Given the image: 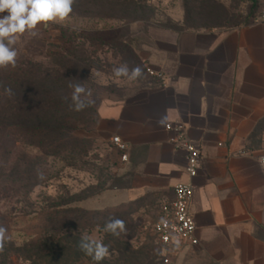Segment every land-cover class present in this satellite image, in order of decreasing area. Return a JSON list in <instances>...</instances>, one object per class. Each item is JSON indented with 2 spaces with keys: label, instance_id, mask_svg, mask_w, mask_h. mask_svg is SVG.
<instances>
[{
  "label": "crops",
  "instance_id": "0c3cea01",
  "mask_svg": "<svg viewBox=\"0 0 264 264\" xmlns=\"http://www.w3.org/2000/svg\"><path fill=\"white\" fill-rule=\"evenodd\" d=\"M264 11L257 0L255 13ZM143 53L161 74L145 87L97 107V137L111 147L122 183L98 198L118 206L152 195L171 198L187 182L185 152L170 143L167 122L181 123L201 153L191 212L197 244H175V264H264V21L228 29H155ZM163 118V123H160ZM126 144V159L110 143Z\"/></svg>",
  "mask_w": 264,
  "mask_h": 264
},
{
  "label": "rangeland",
  "instance_id": "374dc122",
  "mask_svg": "<svg viewBox=\"0 0 264 264\" xmlns=\"http://www.w3.org/2000/svg\"><path fill=\"white\" fill-rule=\"evenodd\" d=\"M250 7L249 0H75L64 23L42 24L35 36L29 33L19 36L13 46L17 57L33 58L46 70L37 75L39 80L33 85L20 88L21 92L41 97L42 111L37 118L31 115L32 120L24 122L20 130L16 128L15 144L8 143L11 153L0 161V218L8 217L13 210L21 211L30 205L43 206L51 200H74L72 206L87 210L117 209L116 215H113L114 210L110 211V219L115 216L123 220L125 233L116 237L104 228L95 227L89 234L108 246L109 255L99 262L86 258L75 264H148L144 253L149 249H153V253L160 251L151 232L158 213L154 196L92 209L100 205L98 198L107 191L100 189V183H104L105 188L122 183L117 175L113 150L97 137L96 107L103 101L124 100L147 85L150 75L146 70L136 80L117 77L113 70L122 65H127L129 70L137 66L142 69L140 62L146 69L143 53L152 42L151 31L228 29L254 21L259 13L251 14ZM7 14L0 13V16ZM61 27L99 41H83L82 51L48 57L54 45L50 37ZM30 38L33 44L28 45ZM77 83L91 92L90 97L82 95V98L93 101L81 111L74 110L72 101L70 85ZM1 90L0 86V94ZM11 92L15 94L16 91L11 89ZM17 121V115L9 119L11 124ZM31 127L45 131L42 141L30 135ZM61 139L76 140L75 145L79 147L71 155L66 154L58 146ZM36 181L41 184L32 186ZM11 194L14 197L10 199ZM20 240L15 233L13 240L5 242L0 264H32L27 258H34V250ZM165 258L169 259L168 263L164 262ZM40 261L53 264L45 259ZM153 264H175V259L163 252ZM183 264L214 263L203 257H192Z\"/></svg>",
  "mask_w": 264,
  "mask_h": 264
},
{
  "label": "trees",
  "instance_id": "16d2710c",
  "mask_svg": "<svg viewBox=\"0 0 264 264\" xmlns=\"http://www.w3.org/2000/svg\"><path fill=\"white\" fill-rule=\"evenodd\" d=\"M249 1L251 2L250 13L255 14L257 0ZM50 39L54 42V45H51L53 52H48V57H61L65 52L70 54L71 51H82L84 48L83 41L90 43L99 41L96 38L92 39L78 35L76 32L63 27L58 28L57 33ZM32 40L30 38L27 44H33ZM139 65L142 66V73H144L146 70L143 68L144 63L140 62ZM43 72H46V70L42 68L38 61L30 57L26 58L23 55L17 57L15 67L9 65L7 68H0V86L2 88L0 94V161L2 158H7L11 153L8 143L12 141L11 144H15L16 141L15 138L13 139V135L16 128L20 130L24 122L31 119L32 116L37 118L38 113L42 111L41 97L36 94L21 92L22 89L20 88L24 85H33L39 80L37 75ZM149 78L151 76L148 77L146 84H148ZM5 89H12L16 92L15 94L12 92L8 94ZM13 115L18 117L15 124L9 122ZM96 120L97 111L95 110V124ZM31 128L30 135L40 137L42 141L45 131L36 127ZM61 141L58 146L62 147L66 154L71 155L75 148L79 147L78 144L75 145L76 140L61 139ZM84 154H87V151ZM38 168L39 166L37 170ZM40 184L36 181L32 186ZM100 184L101 190L115 188L112 186L105 188L104 183ZM9 191L11 192L10 189ZM13 197V194L9 195L10 199ZM73 202L75 201L51 200L43 206L30 205V207H25L21 211L13 210L8 217L4 215L2 219L0 218V226L7 229V234L11 237L10 240H13V235L17 233L18 238L21 239L20 241L28 243L34 250V258H27L32 264H41L40 259H45V261L53 264H75L78 261L82 263L83 259H91L92 257L86 255L79 248L81 238L89 235L95 227L104 228L105 223L111 218L110 211L114 210L113 215H116L117 209L106 211L87 210L72 206ZM112 219H116L115 216ZM158 245L159 252L153 253V249H149L144 253L143 257L148 260V264H153L154 260L164 252L161 245L159 243Z\"/></svg>",
  "mask_w": 264,
  "mask_h": 264
},
{
  "label": "clouds",
  "instance_id": "9594fccd",
  "mask_svg": "<svg viewBox=\"0 0 264 264\" xmlns=\"http://www.w3.org/2000/svg\"><path fill=\"white\" fill-rule=\"evenodd\" d=\"M74 3L75 0H0V13H8L6 16H0V68L16 66L18 52L13 46L19 36L25 33L35 36L36 29L42 24L64 23L69 18ZM113 71L117 77L123 76L129 80H136L142 75L139 66L129 70L127 65H122ZM70 87L73 88L72 101L75 111H81L93 103L90 99L82 98V95L90 97V90H86L79 83ZM5 91L11 94V89ZM163 122L162 118L160 123ZM104 231L119 237L126 232L125 222L121 219H110L105 223ZM10 239L7 229L0 226V253L4 250L5 242ZM79 248L97 262L109 255L108 246L89 235L81 238Z\"/></svg>",
  "mask_w": 264,
  "mask_h": 264
},
{
  "label": "built area",
  "instance_id": "2783aa9c",
  "mask_svg": "<svg viewBox=\"0 0 264 264\" xmlns=\"http://www.w3.org/2000/svg\"><path fill=\"white\" fill-rule=\"evenodd\" d=\"M255 21H264V11L256 17ZM146 72L150 76L161 78V74L146 67ZM165 129L172 131L170 143L175 149L185 152V173L188 181L177 183L173 186L171 198L163 201L158 209L157 216L151 225V232L157 243L161 245L164 253L170 246L177 244H197L195 237V222L191 212V200L194 185L192 180L197 176L201 165V153L196 144L189 140L185 127L181 123L167 122ZM111 145L121 153L120 159H126V144L118 137L110 138ZM258 163L264 167V155L258 157ZM165 258L164 262L168 263Z\"/></svg>",
  "mask_w": 264,
  "mask_h": 264
}]
</instances>
